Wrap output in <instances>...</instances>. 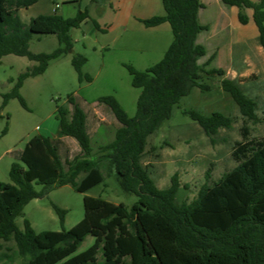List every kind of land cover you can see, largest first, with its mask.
I'll use <instances>...</instances> for the list:
<instances>
[{"label":"trees","instance_id":"obj_1","mask_svg":"<svg viewBox=\"0 0 264 264\" xmlns=\"http://www.w3.org/2000/svg\"><path fill=\"white\" fill-rule=\"evenodd\" d=\"M160 1L162 14L140 22L146 28L164 22L170 25L172 40L162 58L144 71L122 64L131 86L140 89L134 116H128L111 95L97 98L92 106H81L68 95L65 105L55 107L61 137L32 136L22 150L11 152L16 162L10 165L9 182H0V248L12 241L22 264H264V137L250 138L248 127L243 125L242 139L231 153L236 165L212 185H203L189 202L177 200L176 174L167 188L159 189L151 165L143 164L148 138L171 119L174 110L196 123L209 138L220 129L231 128V118L222 111L205 113L188 106V99L182 103L194 89L206 94L207 81L214 78L241 116L246 121L256 120V104L240 82L224 77L222 69L210 67L214 55L198 62L206 55V48L197 37L209 30L198 17L203 3ZM37 2L0 0V60L12 54L36 63L20 73L11 90L2 95L0 109L10 99L27 108L19 93L24 80L43 74L50 61L68 53L78 82L92 81L82 72L86 57L72 52L70 32L87 20L99 30L96 21L85 10L63 18L55 9L52 14L23 22L18 12ZM220 2L237 8L241 25L248 23L246 10L252 11L256 41L264 51V0ZM40 35H54L58 47L50 53L31 52L29 43ZM106 125L113 128V138L94 147L95 132ZM6 133L4 127L0 138ZM69 139L77 150L70 148ZM103 168L113 171L121 191L136 197L134 203L114 204L85 195L84 215L68 230L36 233L27 219H23L22 229L17 227L15 219L23 216V206L30 200L65 185L86 193L104 182ZM36 185L41 186L39 191ZM51 206L63 223L66 211ZM87 236L93 237V243L75 254ZM3 259L11 260L0 253V264H4Z\"/></svg>","mask_w":264,"mask_h":264},{"label":"rangeland","instance_id":"obj_2","mask_svg":"<svg viewBox=\"0 0 264 264\" xmlns=\"http://www.w3.org/2000/svg\"><path fill=\"white\" fill-rule=\"evenodd\" d=\"M50 1L54 2L52 9L57 4V14L66 18L85 9L90 16H97V11L91 7L90 0H77L74 3L69 2L73 0H38L27 10L19 11L18 16L27 23L30 18L39 14H48ZM203 1L207 6L200 12L199 21L211 25L214 29L217 11L228 7L219 0ZM158 7L159 14H162L160 0ZM236 22L242 27L237 20ZM251 23L257 34L253 22ZM88 29L80 25L71 31V35L74 40L72 52L86 57L82 72L92 78L91 82H78L77 74L70 63L71 53H68L50 61L43 74L24 80L19 93L27 108H23L17 99H10L5 107L0 109V131L4 127L7 128V133L0 138V182H9L10 165L16 162L11 152L22 150L30 137L36 135L51 139L61 137L55 107L65 105L68 95H73L81 106H92L97 98L111 95L128 116H134L140 89L131 86V77L122 64H130L135 69L144 71L162 58L172 40V34H152L148 38L153 44L152 48L143 52V61L137 62L135 54L123 51L125 43L136 42L135 32L128 30L121 36L120 30L109 34L103 32L95 34L89 33ZM244 32L246 36L250 35L248 29ZM234 35V31L220 32L218 29L200 33L198 42L205 46L206 55L198 62H205L213 54L214 59L210 67L220 68L225 72L224 77L240 82L246 94L256 104V120L246 121L232 98L219 89L218 78H214L207 81L209 91L206 94H200L194 89L182 103L188 99V106L200 108L205 113L222 111L232 120L230 129H220L215 136L209 138L196 123L181 115L178 110H174L171 119L148 138L143 164L151 165V175L159 189L167 188L171 183V177L176 174L178 201H191L203 185H212L236 165L231 153L234 144L242 139L243 125L248 127L250 138L264 137V51L256 38L233 43L234 39L231 36ZM56 47L57 40L54 35H40L39 39L34 38L29 43V50L34 53H48ZM32 64L25 57L7 55L1 58L0 106L2 95L11 90L18 75ZM95 111L106 119L98 108H95ZM112 138L113 128L109 125L101 126L93 136V146L104 144ZM70 146L72 150L78 149L74 141ZM74 147L76 149H73ZM102 172L104 182L86 193L75 192L69 185H65L50 190L41 198L30 200L23 206V216L15 219L17 227L22 229L23 219H27L36 233L68 230L84 215L85 195L100 197L114 204L124 203L127 206L136 201L134 195L121 191L111 169L103 168ZM34 187L37 191L41 189L39 185ZM51 204L66 211L63 223L60 222ZM93 241V237L87 236L75 254L87 249ZM15 252L12 241L2 243L0 253H5L11 258L3 259L4 264H22V260Z\"/></svg>","mask_w":264,"mask_h":264},{"label":"crops","instance_id":"obj_3","mask_svg":"<svg viewBox=\"0 0 264 264\" xmlns=\"http://www.w3.org/2000/svg\"><path fill=\"white\" fill-rule=\"evenodd\" d=\"M76 1L77 0H73L69 2L74 3ZM200 1L203 3L204 8L199 10L198 17H200V12L205 10L207 6L203 0H200ZM253 1H256V0H253ZM52 4H54V2L50 1V6H49L50 12L48 14H52L54 12L52 9L53 7ZM90 4H91V7L95 11H97V16L95 17L90 16L91 14H89L88 10L85 9V11L88 13V15L92 19L96 21V23L98 24L99 30H96L88 20L82 22L80 25H84L88 27L89 33L93 32L95 34L97 32H103V33L109 34L115 30H120L121 31L120 35L122 36V34L126 33L128 30L135 32L136 42L133 44H130V42L125 43L123 47L124 48L123 51L125 52L131 51L132 54H135L134 58H135V61L137 62L143 61V57H144L143 52L152 48L153 44L150 43V41H148V38L151 37L152 34L154 35H158L159 33L171 34L170 25L166 22L158 26L151 27V28H146L140 22V20L147 19L153 15H160L159 7H158L159 0H106V2H98V0H95V1L90 0ZM80 12L82 11H79V13ZM56 13H57V8H56ZM246 14L249 18L248 23L240 27L236 22L237 20V8L236 7L231 6V7H228V9H220L217 11L214 29L211 25L207 24L209 25V30L207 32H212L215 29H218L220 32H223V31L233 32L234 31L235 35L231 36V38L234 39L233 43H242L248 39L256 38L257 34L255 33L254 27L251 23L252 22V19H251L252 11L250 9H247ZM41 15H46V14H41ZM72 17H67V18H72ZM63 18H66V17H63ZM243 28L249 30V33H250L249 36L245 35V32H244L245 29ZM70 35H71V32H70ZM71 38H72V35H71ZM145 38H147V40H145ZM198 40H199V35L197 37V42ZM57 47H58V42H57ZM100 47H103V46H100ZM35 53L37 54V53H46V52H35ZM9 55H12V54H9ZM19 57H22V56H19ZM32 63H33L32 65L36 64L34 62ZM94 103L95 101L92 103V105H94ZM68 142L70 145L73 144L72 139H69ZM73 149H76V148L74 147Z\"/></svg>","mask_w":264,"mask_h":264},{"label":"built area","instance_id":"obj_4","mask_svg":"<svg viewBox=\"0 0 264 264\" xmlns=\"http://www.w3.org/2000/svg\"><path fill=\"white\" fill-rule=\"evenodd\" d=\"M58 7V5L56 4L55 7L53 8V11Z\"/></svg>","mask_w":264,"mask_h":264}]
</instances>
